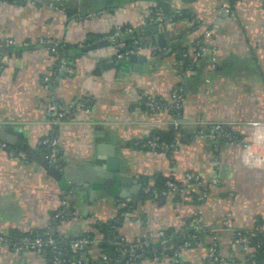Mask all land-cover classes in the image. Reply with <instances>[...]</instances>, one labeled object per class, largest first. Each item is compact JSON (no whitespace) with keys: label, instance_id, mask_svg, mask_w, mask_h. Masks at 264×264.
I'll return each instance as SVG.
<instances>
[{"label":"crops","instance_id":"obj_1","mask_svg":"<svg viewBox=\"0 0 264 264\" xmlns=\"http://www.w3.org/2000/svg\"><path fill=\"white\" fill-rule=\"evenodd\" d=\"M59 1L50 6L33 0H0V41L14 43L0 45V128L36 149L40 139L54 131L61 170L75 178L85 169L90 177L99 171L118 181L131 177L140 187L137 202L113 195L86 196L87 180L79 178L77 190L74 182L56 181L41 169L36 171L29 160L0 150V232L44 233L51 214L65 201L75 215L58 232L76 237L90 230L93 220L106 222L115 215L120 199L133 204L118 228L124 240L157 243L161 231L194 230L198 240L179 250V264H208L212 244L225 264H250L252 253L236 246L232 237L252 231L264 217V0H113L107 5L99 0ZM159 4L189 19L134 40L135 32L145 27L148 11ZM224 4L228 11L219 15ZM93 13L96 16L87 17ZM115 26L128 30L116 37L119 50L160 33L164 46L147 44L135 51L147 56L138 72H132L129 63L126 68L94 73L96 67L113 61L115 43L109 36ZM206 30L210 37H204ZM61 43L75 48L72 55L76 49L96 48L77 51L70 72L56 71L49 48ZM198 43L202 58L197 69L179 74L178 51ZM45 76L51 80L48 90ZM174 90L182 98L178 114L165 109L150 114L139 107L144 94L170 105ZM82 99L88 100L87 110L77 108ZM53 103L72 113L71 118L50 123L47 105ZM174 119L184 138L168 154L128 146L154 130L171 128ZM214 122L223 123L250 144V150L226 140L214 150L213 142L199 135ZM108 166L113 170L102 169ZM186 173L204 181L219 178L220 183L208 186V196L201 202L190 190L184 196H165L161 203L162 196L142 201L140 177L148 178V186L157 174L185 185ZM114 190L119 193L121 187L115 183ZM0 264L47 263L35 254L0 246ZM143 264L169 261L145 259Z\"/></svg>","mask_w":264,"mask_h":264},{"label":"built area","instance_id":"obj_2","mask_svg":"<svg viewBox=\"0 0 264 264\" xmlns=\"http://www.w3.org/2000/svg\"><path fill=\"white\" fill-rule=\"evenodd\" d=\"M229 5L224 4V6L219 10V15H222L224 13H227ZM96 16L95 13L87 15V17H94ZM147 21H153L160 23L161 26L164 27V30L167 28H170L172 26V20L171 18H165L161 14V9L157 6H154L148 11ZM146 21V22H147ZM128 30L125 28H122L120 26H115L113 29L112 34L109 36L110 40L115 43L116 37L123 34L124 32H127ZM211 32L209 30H206L204 32V37H210ZM1 44L6 45H13V41L10 39H4L0 41ZM200 50L202 49V46L200 43H198ZM114 54H117L119 49L118 45L113 46ZM198 54H196L193 58L194 61L198 59ZM177 69H179V64L177 62L176 64ZM59 67L60 69H64L68 72H70V68L66 66L65 60L61 58L59 60ZM192 70H187L185 73H191ZM44 88L48 90L50 88L51 80L48 76H45L44 79ZM145 99V107L148 110L150 114L156 113L160 109L165 110H179L181 108V94L178 90H174L171 94V104L166 106H161L158 104L154 98H152L149 95L144 94L143 97ZM141 98V99H142ZM77 108L81 110H87L88 108V100L82 99L78 102ZM47 115L50 118V123L56 124L60 120H69L71 118V115L69 116V113L67 111H64L63 108L59 104H48L47 105ZM171 127L174 129L180 128V123L177 120H173L170 122ZM258 123H252V126H258ZM200 136H205L208 138L211 142H213L214 150L217 149L218 143L220 140H226L230 142L240 143L242 144L244 150L249 151L251 146L250 144H247L244 142V140L239 139L235 134H232L226 126L221 122H214L208 124V132L206 133L203 130L199 131ZM158 138H153L151 141L148 142V145L151 148H155L157 146ZM4 143L0 142V150H6ZM39 146H44L45 150L47 151V156L45 157L50 164L53 166L58 167L60 158H59V146L57 138L51 137V138H45L38 142ZM165 151H172L175 148V145L170 147L164 146ZM9 154H13L12 152L7 151ZM22 159H25V155L21 152L17 154ZM184 181L185 185H179L176 182L168 181L167 182V189L161 193L162 197L168 196V195H177V196H184V194L190 190L194 191L197 194V201L201 202L208 196V186H217L220 183L219 178H209L207 181H204L200 176L186 173L184 174ZM190 184V185H189ZM115 205L117 206V213L115 215H112L108 218L107 221L110 222H116L118 221V212L119 210L126 207L125 201H116ZM69 206L65 201H61L60 207L54 211L56 212V217H60L64 219L63 223L68 222L75 214L73 211H68ZM126 216L125 213L120 214V218H124ZM261 219H264L262 217ZM54 218L51 216V225L47 228L45 233H49V231L52 229V222ZM94 223L97 221L93 220ZM92 228L88 231H91ZM118 230V229H117ZM259 230H264V225H261L259 227ZM30 231H28L29 233ZM94 233V237L90 238L89 236H79L77 238H74L70 240L69 242V251L73 255H80L79 259H66L64 256V252L58 249V242L54 240L53 238L47 236L45 239H42L38 236H32L31 234H28L27 236L22 237L17 241L16 243H13L10 247V238L8 236V233H1L0 232V246H4L6 248L12 249L16 253H27V254H35L37 256H40L44 261L46 259L44 258L46 256V250L49 249L53 255L51 257L53 264H86V261L93 260L97 261L100 264H106L109 261H111L109 255L101 248V236L96 233ZM121 236V235H120ZM157 237L159 239V242L162 246V249L159 253H156L155 250L152 253V258L150 259L153 263H158L162 260H168L169 264H179V251L174 253L172 256H168L166 253L167 251L174 248V245L171 244L170 240L165 236L164 232H159L157 234ZM196 237H192V240H195ZM233 243L236 246L245 247L249 244V240L247 236H242L240 234H237L236 232L233 234L232 237ZM117 248L116 251L120 254V256L125 257L126 261L123 264H143V261H140L137 259L139 255L137 253L141 252L144 248L148 247L149 243L147 241H126L122 237L119 238V242L116 243ZM192 246L191 241H185L183 243L182 248H189ZM246 250V249H245ZM75 257V256H74ZM207 260L208 264H225V259L221 256L219 250L217 249V246L215 244H212L209 246L207 251ZM119 260H117L118 262Z\"/></svg>","mask_w":264,"mask_h":264},{"label":"trees","instance_id":"obj_3","mask_svg":"<svg viewBox=\"0 0 264 264\" xmlns=\"http://www.w3.org/2000/svg\"><path fill=\"white\" fill-rule=\"evenodd\" d=\"M6 1V0H3ZM12 1V0H9ZM234 0H229V2H233ZM158 8L161 9V14L163 15V17L165 18H171L172 23H174L177 20H182V19H189V16L183 12H179L176 10H173L167 6H163V5H158ZM164 30V27L161 26L160 23L157 22H153V21H147L145 24V27L142 30H138L137 32H135V34L133 35V39L136 41H139V37L142 35H146V36H151V35H155L156 33H158L159 31ZM119 44L118 39L115 40V45ZM75 49V48H74ZM73 48H71L70 46L66 45V44H56L55 46H50L49 51L51 53V55L53 56V58H55L58 67L56 68L59 70V60L61 58H63L65 60L66 66L67 67H71V63L73 61V58L75 57V53L77 51H81V49H76L73 53V55L71 54L72 51L74 50ZM70 51V52H69ZM198 54V59L196 61L193 60L194 56ZM202 58V52L199 48V45H195L193 46V48L191 50L189 49H180L178 51V54L176 56V60L179 64V74H184L185 71L187 70H192L195 71L197 69L198 66V61ZM129 60L128 58L126 60H122V59H116L115 60V64L117 68H126L127 65L129 64ZM63 70V69H61ZM155 101L160 104L161 106H166L165 103L161 102L160 100L155 99ZM142 110H146L145 107V99L142 98L140 100V106H139ZM171 113L173 115L178 114L179 110H170ZM72 113L69 114V116ZM72 116V115H71ZM56 137L55 132L53 131L48 137L45 138H51V137ZM45 138L40 139L43 140ZM153 138H158V142H157V146L155 148H151L148 145V142L151 141ZM184 137L182 136V132L180 129H174L173 127L165 129V130H154L149 137L143 139L142 141H140L139 143H132V144H128V146H132V147H136V148H141L142 150L145 151H156V152H162V153H167L170 151H165L164 150V146L166 147H172L174 146V144H176L177 140H182ZM225 140H220L218 145L220 143H222ZM5 149L6 151L12 152L13 154H18L19 151L12 147V146H8L5 145ZM37 151H39L43 157L47 156V151L45 150L44 146H37ZM27 160V159H26ZM61 161L59 162V169H61ZM170 179L165 177L162 174H157L153 177V184L151 186H148V178L145 177H140L139 179V183L141 184L143 191L141 192L142 195V201H155L158 198L161 197V193L163 191H165L167 189V182ZM118 201H124V200H118ZM126 203V207H124L123 209L119 210L118 212V221L116 222H110V221H106V222H97L92 226V230L91 231H86L84 233H82L79 236H89L90 238L94 237V233L96 232L101 236V248L109 255L111 261H109L106 264H123L126 261L125 257L120 256V254L116 251L117 245L116 243L119 242V238L121 237L119 232H118V228L120 227L123 218H120V214L122 213H128L131 212L133 210V204L130 201H125ZM71 211V210H68ZM51 216L54 218L53 222H52V229L49 231V233H43V232H33L30 231L28 232H17L14 230H10L8 233V236L11 240L10 242V247L13 243H16L17 241H19V239H21L24 236H27L28 234H31L32 236H38L42 239H45L47 236L53 238L54 240H56L58 242V249L63 251L65 254V258L66 259H79L80 255H73L70 251H69V242L70 240L77 238L79 236L76 237H65L63 234H60L58 232V229L60 227V225L62 224V222L64 221V219L60 218V217H56V212H53L51 214ZM261 225H264V219L258 218V220L255 223L254 228L252 229V231H239L236 232L237 234H240L242 236H247L248 240H249V244L245 247H241V249H246L249 250L252 253V257L249 258V262L250 264H264V230H259V227ZM165 236L170 240L171 244L174 245V248H172L171 250L167 251L166 253L168 254V256H172L174 253L178 252L182 246L183 243L185 241H191L192 245H194L199 237V233H197L194 230H190V231H185L183 233L180 234H174L172 231L170 230H166L164 231ZM196 237L195 240H192V237ZM162 249V246L160 244V242L157 243H149L148 247L144 248L141 252L137 253V255H139L137 257L138 260L140 261H144L145 259H151L152 258V253L155 250L156 253H159ZM218 249V248H217ZM53 253L47 249L46 250V256L44 257L46 259V263L47 264H53L52 263V257ZM75 256V257H74ZM117 260H119L117 262ZM86 264H100L99 262H95L93 260H88L86 261Z\"/></svg>","mask_w":264,"mask_h":264},{"label":"water","instance_id":"obj_4","mask_svg":"<svg viewBox=\"0 0 264 264\" xmlns=\"http://www.w3.org/2000/svg\"><path fill=\"white\" fill-rule=\"evenodd\" d=\"M37 3H44L50 6H56L61 3L59 0H33ZM113 0H99V3L101 5H107L112 4ZM164 34L160 33L157 35V38L155 37H149L147 38L145 43L136 44L134 46H131L127 49H120L117 54H114L113 61L107 62L105 64H102L95 68L94 73H97L99 71L104 70H110L116 66L115 61L116 59H122L123 61L128 58L130 62V70L132 72H138L139 66L142 65L147 61V56L143 54H138L137 50H139L143 45L151 44L152 46L158 44L159 46L163 45V39ZM96 45L93 46H87L81 49V52H85L91 49H95ZM169 51V50H168ZM0 142L4 143L8 146H12L16 148L19 152L23 153L25 155V158L29 160L31 163L34 164V169L38 171L41 169L44 174L47 177H50L56 181H61L62 179H65L67 181L74 182L72 186L79 190V187H77V180L79 178L87 180V184L85 185V195L88 196L89 193L95 195L96 198H101L103 196L107 195H113L120 199L125 198H131L133 199V204L135 205L137 202V194L140 190V187L137 186L131 177H122L121 180H117L115 177L111 176L109 172H102L99 171L97 173V176L90 177L87 176V169L83 170L79 174V177L75 178V176H70V173H67L65 170H61L52 164L48 162V160L42 156V154L37 151L36 148L31 147L28 143H26L23 139H21L17 134L11 133L5 129L0 128ZM104 170H113L108 167H102ZM90 177V178H88ZM117 184V186L121 187V190L119 193H115L114 190V184ZM165 198L161 197L159 202H163Z\"/></svg>","mask_w":264,"mask_h":264}]
</instances>
